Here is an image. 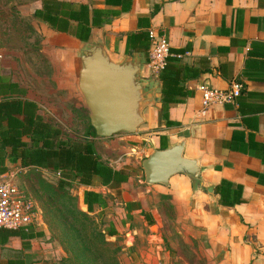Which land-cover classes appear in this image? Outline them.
Listing matches in <instances>:
<instances>
[{
	"label": "crops",
	"instance_id": "1",
	"mask_svg": "<svg viewBox=\"0 0 264 264\" xmlns=\"http://www.w3.org/2000/svg\"><path fill=\"white\" fill-rule=\"evenodd\" d=\"M59 1L69 3L66 12L71 16L63 18L65 32L33 17V12L42 8L41 0H29L17 10H26L31 22L38 23L45 47L52 52L57 49L59 55H72L79 61L81 51L102 44L114 61L140 57V78L152 101L143 105V121L137 130L126 133L131 143L128 148L147 157L154 149L183 140V155L194 159L199 167L197 183L184 173H175L167 185L145 182V189L134 193L126 186L132 179L131 170L107 163L113 170H124L127 180L103 185L93 176L89 185L79 183L83 186L81 208L86 209L82 200L85 189L103 196L105 188L122 189L131 205L133 201L142 203L146 196L154 201L165 196L182 228L194 237L205 236L206 245L201 249L205 264H264V0ZM82 25H88L90 31L80 39L76 31ZM150 29L164 33L171 51L181 54L180 58L168 57L166 68L155 75L147 67L148 47L127 48L129 35ZM3 60L0 54V104L18 103L19 111L9 120L22 125L25 113L40 116L39 104L24 85L10 77ZM160 75L175 80L174 94L168 97L176 102L169 103L163 115L164 82ZM233 82L242 84L234 101L214 104L201 112V86L227 89ZM9 120L5 117L1 121L3 135L8 134ZM21 140L29 142L24 135ZM10 151L9 145L0 143V175L12 171V165L26 168L18 160L10 161ZM222 180L241 187V202L230 197L233 205L220 204V195L213 189ZM130 209L132 206L127 213ZM143 210L153 221V210ZM36 238H6L0 232V264H39L30 246Z\"/></svg>",
	"mask_w": 264,
	"mask_h": 264
},
{
	"label": "rangeland",
	"instance_id": "2",
	"mask_svg": "<svg viewBox=\"0 0 264 264\" xmlns=\"http://www.w3.org/2000/svg\"><path fill=\"white\" fill-rule=\"evenodd\" d=\"M28 1L0 0L3 68L34 95L40 116L60 132V139L67 142L90 140L103 162L131 170L132 179L130 185H126L131 191H143L147 186L141 166L145 156L128 148L131 143L125 138L127 132L120 131L105 138L92 135L88 109L76 86L79 61L72 55H59L57 49L52 52L50 47H45L38 23L31 22L25 9L22 13L17 10ZM10 169L16 172L22 189L40 208L39 219L32 229L43 235L30 244L37 253L34 261L39 264H67L66 260L71 254L64 250L59 241L62 239L60 214L57 220L56 207L62 205L69 210V218H73L77 209L85 210L80 202L83 186L76 179H63L58 171L49 168L22 169L12 165ZM61 179L67 184L64 189L66 193L59 197L54 194V189ZM103 193L106 205L102 209L97 206L96 212L91 214L92 218L94 223L100 222L104 227L112 223L119 234L117 237L106 236L111 245L101 249L100 264H112L117 248L120 249L116 255L119 264H160L167 260V264H205L206 258L201 250L206 245L205 236L200 234L194 237L190 230L182 228L167 197L160 196L158 201H154L146 196L142 203L133 201L131 205L125 200L122 189L105 188ZM131 206L132 210L127 213ZM135 209H152L153 224H149L148 219ZM71 264L76 262L72 261Z\"/></svg>",
	"mask_w": 264,
	"mask_h": 264
},
{
	"label": "trees",
	"instance_id": "3",
	"mask_svg": "<svg viewBox=\"0 0 264 264\" xmlns=\"http://www.w3.org/2000/svg\"><path fill=\"white\" fill-rule=\"evenodd\" d=\"M42 8L33 12V17L39 18L50 24L51 28L65 32L66 22L64 16H71L66 12L69 3L59 0H41ZM82 8V7H81ZM78 18V16H77ZM90 28L88 25H82L77 28V37L86 38ZM133 36V38H132ZM132 39V42H130ZM129 41V42H128ZM148 42V43H147ZM149 47L148 31L136 32L128 36L127 48ZM179 53L180 51H175ZM168 63V61H167ZM167 66V65H166ZM166 68V67H165ZM164 68V69H165ZM163 69V70H164ZM163 83L162 88V102L161 115L164 114L169 103L176 102L168 97L174 94L172 88L175 84L174 79L166 78L160 75ZM167 88V89H166ZM18 103L0 104V126L1 121L5 117H10L18 112ZM25 122L21 125L19 121L9 120V131L7 135H3L0 130L1 145H9L11 148L9 158L11 162L19 161L23 167H44L54 171H58L59 175L66 180H77L82 185H89L93 176H98L103 185L114 182H123L128 178V174L124 170H113L107 163L103 162L97 155L95 147L90 140L84 142H67L60 139V132L50 126L41 116L35 117L31 114L25 113ZM166 123H170L166 121ZM92 135L96 136L94 128L91 126ZM27 136L29 142L21 140V136ZM66 181L62 179L58 181L54 194L56 196H63L66 193ZM215 193L219 194L220 204L233 205V200L230 197L241 202L240 192L241 187H233L227 181L222 180L213 189ZM237 197V198H236ZM224 198L228 200L225 201ZM231 198V199H233ZM83 203L86 206L85 210L77 209L73 214V218H69L68 211L62 205L56 207L57 220L60 214V243L64 250L70 252L71 257L66 261L71 264L75 261L76 264H100L99 259H102L100 252L103 247L111 245L106 240V236H118L119 232L112 223H108L104 227L100 222L94 223L92 213H95V206L103 208L106 205V198L101 193L85 189L83 191ZM140 214L147 219L148 215L144 210H140ZM149 224L153 221L148 220ZM0 232L4 237L19 236L24 240H29L43 235L42 232L28 229H5L0 228ZM26 246V245H25ZM117 248L112 257V264H119L117 259ZM78 260V262H77ZM102 262V261H101ZM102 264V263H101Z\"/></svg>",
	"mask_w": 264,
	"mask_h": 264
},
{
	"label": "water",
	"instance_id": "4",
	"mask_svg": "<svg viewBox=\"0 0 264 264\" xmlns=\"http://www.w3.org/2000/svg\"><path fill=\"white\" fill-rule=\"evenodd\" d=\"M78 58L76 86L96 135L109 137L120 131L135 132L143 121V105L152 101L140 78V57L126 56L114 61L102 44H93L81 51ZM183 147L181 140L167 148L154 149L143 158L145 182L167 185L170 176L184 173L193 184L197 183L199 167L194 159L183 155Z\"/></svg>",
	"mask_w": 264,
	"mask_h": 264
},
{
	"label": "built area",
	"instance_id": "5",
	"mask_svg": "<svg viewBox=\"0 0 264 264\" xmlns=\"http://www.w3.org/2000/svg\"><path fill=\"white\" fill-rule=\"evenodd\" d=\"M149 47L147 67L151 74H159L167 65L168 57H181L173 53L167 36L154 29L148 30ZM241 83H232L227 89L201 86V112L214 104L232 102L240 95ZM40 208L19 184L16 172L8 171L0 175V228L28 229L37 224Z\"/></svg>",
	"mask_w": 264,
	"mask_h": 264
}]
</instances>
